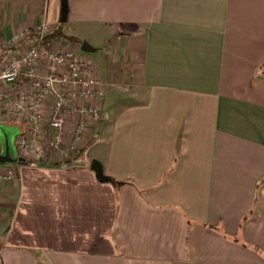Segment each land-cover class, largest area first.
Masks as SVG:
<instances>
[{
    "label": "crops",
    "instance_id": "crops-1",
    "mask_svg": "<svg viewBox=\"0 0 264 264\" xmlns=\"http://www.w3.org/2000/svg\"><path fill=\"white\" fill-rule=\"evenodd\" d=\"M61 5L0 0V65ZM66 21L104 41L101 115L71 160L0 179V264H264V0H67Z\"/></svg>",
    "mask_w": 264,
    "mask_h": 264
},
{
    "label": "built area",
    "instance_id": "built-area-1",
    "mask_svg": "<svg viewBox=\"0 0 264 264\" xmlns=\"http://www.w3.org/2000/svg\"><path fill=\"white\" fill-rule=\"evenodd\" d=\"M48 30L43 22L13 36L14 42L25 41L18 54L0 65V117L15 119L22 126L13 138L17 154L42 161H69L81 148L89 120L100 118L103 90L91 72L90 60L81 58L74 48L48 47L27 38ZM47 102L50 108L45 116L41 108ZM13 176L11 165L0 166V179Z\"/></svg>",
    "mask_w": 264,
    "mask_h": 264
},
{
    "label": "water",
    "instance_id": "water-1",
    "mask_svg": "<svg viewBox=\"0 0 264 264\" xmlns=\"http://www.w3.org/2000/svg\"><path fill=\"white\" fill-rule=\"evenodd\" d=\"M67 18V0H62L59 22L66 21ZM80 48L83 50H92L85 41L81 42ZM17 134V128L3 126L0 124V166L12 165L15 163L25 162L22 155L17 154L13 142L14 136ZM90 168L94 171L99 181L117 183L110 175L103 172L101 162L96 158H91Z\"/></svg>",
    "mask_w": 264,
    "mask_h": 264
},
{
    "label": "rangeland",
    "instance_id": "rangeland-1",
    "mask_svg": "<svg viewBox=\"0 0 264 264\" xmlns=\"http://www.w3.org/2000/svg\"><path fill=\"white\" fill-rule=\"evenodd\" d=\"M62 30L65 33H78L81 37L78 38V36H76L78 39L82 41H85L89 46H91L93 49L92 50H83L80 48V44H77L74 41H67V39L64 38H60V41H64L67 42L68 44L72 43V48H74L75 52L81 56L87 57L88 60H92L94 67H97L99 69L103 68V62L104 60H106V56H105V48H104V41L102 39L96 36H92L93 34H91L89 31H84L83 29L79 28V26L77 24L74 23H67V21L64 22H59ZM77 35V34H75ZM60 41L57 40V43H61ZM98 41V42H96ZM97 43V44H96ZM96 45V46H95ZM91 62V61H90ZM1 119V118H0ZM2 120V119H1ZM2 122V121H1ZM3 126H6L5 122H2Z\"/></svg>",
    "mask_w": 264,
    "mask_h": 264
},
{
    "label": "trees",
    "instance_id": "trees-1",
    "mask_svg": "<svg viewBox=\"0 0 264 264\" xmlns=\"http://www.w3.org/2000/svg\"><path fill=\"white\" fill-rule=\"evenodd\" d=\"M28 39H33L34 41H41L43 43H45L48 47L51 46L55 41H57L60 38H64L67 39L69 41H74L77 44L81 43V40L78 39L76 36L70 35L65 33L62 30V27L60 25V23L58 22L56 24V26H54L53 28H51L50 30H48L46 33H44L43 35H38V34H30L29 36H27ZM83 149V147H81L79 149V151ZM38 161H42V160H38ZM44 161V160H43Z\"/></svg>",
    "mask_w": 264,
    "mask_h": 264
}]
</instances>
